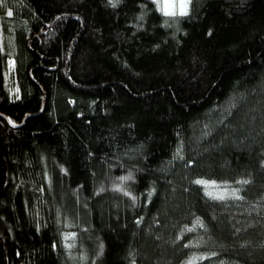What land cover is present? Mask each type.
Here are the masks:
<instances>
[{
	"label": "trees",
	"instance_id": "trees-1",
	"mask_svg": "<svg viewBox=\"0 0 264 264\" xmlns=\"http://www.w3.org/2000/svg\"><path fill=\"white\" fill-rule=\"evenodd\" d=\"M190 262L264 264V0H0V264Z\"/></svg>",
	"mask_w": 264,
	"mask_h": 264
},
{
	"label": "rangeland",
	"instance_id": "rangeland-1",
	"mask_svg": "<svg viewBox=\"0 0 264 264\" xmlns=\"http://www.w3.org/2000/svg\"><path fill=\"white\" fill-rule=\"evenodd\" d=\"M155 1L158 3L162 11V7H163V4L165 3V0H155ZM167 2L171 5H174V7L170 9V11L175 12V14H180V5L182 2H186L188 4V9H189L190 0H167ZM206 188H208L210 191L214 193H224L226 191V188L223 185L218 184L213 181L206 182Z\"/></svg>",
	"mask_w": 264,
	"mask_h": 264
},
{
	"label": "snow or ice",
	"instance_id": "snow-or-ice-1",
	"mask_svg": "<svg viewBox=\"0 0 264 264\" xmlns=\"http://www.w3.org/2000/svg\"><path fill=\"white\" fill-rule=\"evenodd\" d=\"M174 5H171L165 0V3L163 4L162 11L164 12V15H175V12L170 11L171 8H173ZM187 9H188V4L186 2H182L180 5V15H186L187 14ZM9 15L12 13L9 12ZM197 183H204L203 181H197ZM191 264V262H190Z\"/></svg>",
	"mask_w": 264,
	"mask_h": 264
},
{
	"label": "water",
	"instance_id": "water-1",
	"mask_svg": "<svg viewBox=\"0 0 264 264\" xmlns=\"http://www.w3.org/2000/svg\"><path fill=\"white\" fill-rule=\"evenodd\" d=\"M42 109V108H41ZM41 109L38 111V112H40L41 111ZM21 124V123H20ZM20 124H18V125H20ZM14 126H17V125H14Z\"/></svg>",
	"mask_w": 264,
	"mask_h": 264
}]
</instances>
